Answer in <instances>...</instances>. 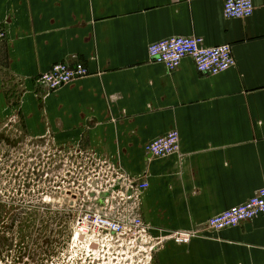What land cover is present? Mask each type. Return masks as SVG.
I'll list each match as a JSON object with an SVG mask.
<instances>
[{"label": "crops", "instance_id": "1", "mask_svg": "<svg viewBox=\"0 0 264 264\" xmlns=\"http://www.w3.org/2000/svg\"><path fill=\"white\" fill-rule=\"evenodd\" d=\"M223 3L0 0V131L11 117L10 132L89 149L147 182L136 214L153 230L199 229L244 204L264 187V0H252L244 20L225 19ZM172 37L229 45L235 66L209 76L184 58L167 72L148 47ZM76 62L88 77L52 92L36 82L54 64ZM174 130L177 153L145 154ZM171 243L161 264H264V216Z\"/></svg>", "mask_w": 264, "mask_h": 264}, {"label": "rangeland", "instance_id": "2", "mask_svg": "<svg viewBox=\"0 0 264 264\" xmlns=\"http://www.w3.org/2000/svg\"><path fill=\"white\" fill-rule=\"evenodd\" d=\"M13 121L6 117L0 131V264L165 263L162 251L170 240L146 243L124 236L96 252L74 241L78 220L91 204L86 200L94 169L107 161L79 159L78 150L95 154L86 148L45 146L27 134L10 132ZM159 232L152 230L151 238L170 234Z\"/></svg>", "mask_w": 264, "mask_h": 264}, {"label": "built area", "instance_id": "3", "mask_svg": "<svg viewBox=\"0 0 264 264\" xmlns=\"http://www.w3.org/2000/svg\"><path fill=\"white\" fill-rule=\"evenodd\" d=\"M252 12V0H224L223 16L227 20L246 19ZM5 37V31L0 27V42ZM148 56L151 62L161 65L167 72L175 71L184 58L193 61L198 73L209 76L218 75L235 66L230 46L206 47L203 39L199 37H172L152 43L148 47ZM89 75V70L81 62L58 63L48 72L38 76L36 82L52 92ZM178 151L179 133L176 130L149 142L144 147L145 154L150 158H162ZM76 156L85 161L100 162L97 155L91 152L78 150ZM103 164L98 171L94 169L96 178L88 185L90 197L86 200L91 204L79 218L73 238L88 251L96 252L108 248L110 243L118 242L124 236L133 237L135 240L143 239L146 243L158 241L163 244L170 240L175 245H188L192 239L205 237L209 232L233 229L241 223L264 216L262 187L247 202L210 218L202 228L177 230L169 232L168 236L159 235V238L154 240L150 236L153 229L136 214L140 194L148 188V183L130 180L114 165L108 162ZM118 210H121L120 213H117Z\"/></svg>", "mask_w": 264, "mask_h": 264}, {"label": "bare ground", "instance_id": "4", "mask_svg": "<svg viewBox=\"0 0 264 264\" xmlns=\"http://www.w3.org/2000/svg\"><path fill=\"white\" fill-rule=\"evenodd\" d=\"M252 5H253V3H252ZM253 10H254V6H253ZM252 14H253V12H252ZM252 16V15H251ZM250 16V17H251ZM247 19V18H246ZM234 20H244V19H234ZM221 46H223V45H221ZM227 46H229V45H227ZM82 240V239H81Z\"/></svg>", "mask_w": 264, "mask_h": 264}]
</instances>
